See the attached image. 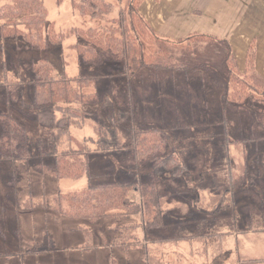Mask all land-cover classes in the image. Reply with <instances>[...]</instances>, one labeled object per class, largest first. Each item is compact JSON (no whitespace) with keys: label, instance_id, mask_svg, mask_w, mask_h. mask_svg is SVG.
Here are the masks:
<instances>
[{"label":"rangeland","instance_id":"rangeland-1","mask_svg":"<svg viewBox=\"0 0 264 264\" xmlns=\"http://www.w3.org/2000/svg\"><path fill=\"white\" fill-rule=\"evenodd\" d=\"M43 1L47 25L54 24L65 36L61 44L26 49L23 41L0 36V82H25L23 96L12 106L5 103L0 87V112L11 113L26 128L32 150L29 162L0 160V264H264V127L250 109L225 107L223 46H210L213 66L207 73L179 71L129 82L117 64L83 63L76 51L75 29L102 26L106 18L80 13L72 0ZM109 1L117 9L124 2ZM166 1L155 3L157 11L151 13L177 7L178 0L172 5ZM201 17L194 16L199 22ZM215 22L210 26L213 34L227 36L223 23ZM160 32L167 38L187 35ZM228 43L243 52L244 43ZM43 59L71 77L98 78L97 86L85 91L98 93L100 102L79 105L84 123L72 125L58 149L91 150L89 173L78 179H59L36 168L41 161L54 163L55 157L42 156L37 143L46 142L47 150L57 132L41 125L31 107V74L26 68ZM100 124H116L121 153L98 148ZM132 126L160 130L168 140L167 155L178 156L186 165L181 176L167 172L161 180L164 226L147 230L139 215L89 220L60 214L55 202L59 193L81 192L91 184L149 182L152 163L135 166L127 148ZM133 196L140 199L136 192Z\"/></svg>","mask_w":264,"mask_h":264},{"label":"trees","instance_id":"trees-1","mask_svg":"<svg viewBox=\"0 0 264 264\" xmlns=\"http://www.w3.org/2000/svg\"><path fill=\"white\" fill-rule=\"evenodd\" d=\"M123 1V0H121ZM146 0H124L117 9L109 0H72L73 7L92 18L105 19L102 26L78 28L77 53L83 63L112 62L120 67V75L129 82L145 76L193 70L203 74L212 70L210 46L222 45L221 65L226 79L223 94L225 107L248 108L255 122L264 127V75L256 66L257 43H251L245 69L241 71L231 45L212 35L192 33L184 38L172 39L157 33L141 14L140 6ZM159 1V0H156ZM116 10V16L109 17ZM48 10L43 0H5L0 4V36L24 42L26 49H46L59 45L64 34L54 24L47 25ZM31 77V107L36 110L37 121L57 130L54 145L46 150L47 143L39 140L37 148L42 156L55 157L51 165L41 161L36 165L40 172L55 177L78 179L89 173L91 150H58L62 138L69 135L70 127H82L84 111L79 105L97 104L100 96L86 92L95 87L97 77H71L57 71L49 60L33 61L26 68ZM204 69V70H202ZM25 82L21 79L0 82L4 88L6 104L12 106L23 96ZM123 120V115L119 118ZM116 122L118 120H115ZM98 148L103 152L121 153L119 131L113 126L98 125ZM135 166L151 162L153 171L146 184L133 181L91 184L81 192L59 193L56 210L70 218L89 220L115 219L118 216L139 215L147 230L164 226V195L160 184L165 173L177 178L186 172V165L174 154L167 155V137L158 129H130ZM30 136L26 128L8 112H0V160L29 162L32 159ZM140 194L136 200L133 193Z\"/></svg>","mask_w":264,"mask_h":264},{"label":"crops","instance_id":"crops-1","mask_svg":"<svg viewBox=\"0 0 264 264\" xmlns=\"http://www.w3.org/2000/svg\"><path fill=\"white\" fill-rule=\"evenodd\" d=\"M160 2L146 0L147 5L143 8L146 14L140 11L156 32L167 31L172 35H182L187 32L185 36H177V38L172 39L184 38L192 33H199L212 35L226 42H242L245 44L242 53L233 50L234 44L233 48L231 47L241 71L245 69L246 57L251 43L260 36L259 42L262 44L257 46L256 66L257 70L264 75V0H217V3H215V0H185L184 4L183 0H178L175 2L177 7H165L162 11L158 10L157 13L152 14L151 12L157 11L155 3ZM166 2H169V5L174 4V0ZM193 2L197 4L188 7ZM201 15L203 17H201L200 22L194 18V16ZM173 19L175 21L171 22ZM152 20L155 24H152ZM215 21L223 23L227 36L220 37V35L213 34L214 28L210 26ZM199 23L205 25V27L201 28Z\"/></svg>","mask_w":264,"mask_h":264}]
</instances>
